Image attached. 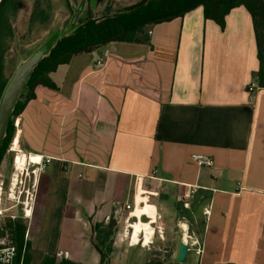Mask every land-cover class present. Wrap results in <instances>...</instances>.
Listing matches in <instances>:
<instances>
[{"label": "crops", "instance_id": "1", "mask_svg": "<svg viewBox=\"0 0 264 264\" xmlns=\"http://www.w3.org/2000/svg\"><path fill=\"white\" fill-rule=\"evenodd\" d=\"M258 69L244 6L224 28L199 6L58 66L56 89L37 86L19 115L22 151L52 159L27 218L32 264L46 255L100 264L94 228L114 218L123 230L136 188L135 223L154 235L142 215L166 228L186 220L200 264H264V88L256 80L250 91ZM147 197L155 204L140 205ZM118 244L110 264L125 255Z\"/></svg>", "mask_w": 264, "mask_h": 264}, {"label": "trees", "instance_id": "2", "mask_svg": "<svg viewBox=\"0 0 264 264\" xmlns=\"http://www.w3.org/2000/svg\"><path fill=\"white\" fill-rule=\"evenodd\" d=\"M199 6L204 8L205 18L215 21L222 28L225 27L226 16L231 10L240 6L248 10L253 19L259 60V69L255 76L259 87L264 88V0H143L115 13L89 15L83 20H78L69 34L60 38L54 36L46 56L34 68L12 111L0 148V166L15 137L13 118L19 116L28 102L35 98L34 90L37 86L56 89L50 74L56 71L58 66L68 64L76 55L94 52L112 42H134L149 25L182 17ZM27 230L28 222L22 217H6L0 223V238L9 237L17 247L15 264H32L26 243ZM94 230L100 246V264H110L114 245L112 238L117 231V221L111 218L106 225L97 224ZM41 264L78 263L65 259L57 263L54 256L46 255ZM146 264L165 263L160 259H152Z\"/></svg>", "mask_w": 264, "mask_h": 264}, {"label": "rangeland", "instance_id": "3", "mask_svg": "<svg viewBox=\"0 0 264 264\" xmlns=\"http://www.w3.org/2000/svg\"><path fill=\"white\" fill-rule=\"evenodd\" d=\"M80 1L81 0H25L21 3L24 8L19 12L17 21L14 22L16 25L15 32L9 34L10 39H8V34L5 35V43L3 44V61L0 75V103L5 87L19 64L31 56L52 36L60 38L70 33V21L73 17V11L79 5ZM142 1L143 0H106L105 3L102 4L100 0H89L88 6L83 11L80 19L83 20L89 15L101 16L106 13H115ZM41 8L45 10V23L39 24V22L36 21L30 26L27 23L29 13L34 9L37 15L38 10ZM16 164V154L11 152L9 148L0 166V185L3 184L1 200H3L5 206H9L15 202L18 203L16 200L18 199L19 187L22 186L21 179L26 181L24 184H28L29 177L26 172L21 174L16 170ZM10 193L13 196H9ZM24 195L21 201H26V195ZM11 197L12 201L9 199ZM155 202L154 199L150 200V204L154 205ZM10 214L22 217L24 221H27V218L24 216V207L22 204H19L12 211L7 213V215ZM142 217V221L147 223L148 218L145 216ZM182 222H186L188 225L186 220L175 218L173 225H169V227L166 228L161 224V219L159 218L158 224L163 226L162 232L159 233L156 231V234L152 236L153 238H151L150 244L147 246L143 244L131 246L129 240L121 243L119 241L118 249L119 251H124L125 255L123 256V254L121 255L118 253L117 264H146L152 259H160L165 264H200V256L197 255L194 250L190 252L185 262L179 263L176 260L179 240L183 238V231L181 229ZM188 228L189 233L190 227ZM122 234L123 230L117 227L116 234L112 238L114 245L117 243L118 239L121 238Z\"/></svg>", "mask_w": 264, "mask_h": 264}, {"label": "built area", "instance_id": "4", "mask_svg": "<svg viewBox=\"0 0 264 264\" xmlns=\"http://www.w3.org/2000/svg\"><path fill=\"white\" fill-rule=\"evenodd\" d=\"M153 31L151 29H149L147 31V35L150 36L152 35ZM110 57V50L108 48H105L102 52V54L100 55V57L98 58V60L96 61V65L98 67H103L106 63L107 60ZM256 78L254 79V81L252 82L251 86H250V91L254 90L256 88ZM13 125L15 127V137L14 140L11 144L10 147V151L14 152L16 154V163L19 159V155L23 154L24 152L22 151L19 142L16 144V139H17V135L20 132V116L14 117L13 118ZM26 155V154H25ZM35 157V156H33ZM37 158V160H34L32 158V156L28 155L27 158V162L23 168H21L20 166H18V163L16 164V170H18L21 174H24L26 172L27 176L29 177L28 179V184H24L26 181L24 179H21V183L22 186L19 187V192H18V199L13 204L9 205V206H5V204L3 203V200H1V195H2V190H3V184L0 185V223L1 221L6 218L7 216L15 219L17 216L10 214L7 215L8 212L12 211L15 207H17L19 204H22L24 207V216L25 218H30L32 215V204L34 203L35 199H36V192H37V185H38V180L40 178L41 173L44 171L46 165L48 163H50L52 161V159L47 158V159H42L40 157H35ZM192 159L199 165V166H205V167H210L213 165V159L209 156L206 155H193ZM27 179V178H26ZM147 192L143 191V196L145 197ZM26 195V201H21V198L23 197V195ZM24 195V196H25ZM137 195H138V188L135 189V193H134V201H133V205L127 204L125 206L126 210L129 211V213L127 214V217L124 220V228H123V234L121 236V238L118 239V241L120 242H125L129 240V244L132 246V236H133V225L135 222H138L141 218L133 215V211L136 208L137 205ZM9 196H13L11 193L9 194ZM15 197L17 198V196L15 195ZM14 197V198H15ZM148 201H141L140 205L145 206L146 203L150 204V197H147ZM12 201V197L9 198ZM185 207H188L189 204L188 203H184ZM132 210V211H131ZM148 218V223H150L154 229V234H156V231H158L159 233L162 232L163 226L158 224V215H157V219L155 223L153 222V219H151L148 215H142ZM141 216V217H142ZM184 220V219H183ZM182 223H186V222H182ZM187 224V223H186ZM182 231H183V235L185 236V234H188V230L189 228L185 231L182 227H181ZM154 236V235H153ZM144 234L140 235V242L137 243V245L140 244H144ZM153 238V237H151ZM186 241L190 247V249H196V253L197 255H200L202 253L201 248L199 246V242L195 239H193L191 236H188L186 238ZM136 245V246H137ZM17 247L16 245L13 243V241L9 238V237H3L0 238V264H15L16 258H17Z\"/></svg>", "mask_w": 264, "mask_h": 264}, {"label": "water", "instance_id": "5", "mask_svg": "<svg viewBox=\"0 0 264 264\" xmlns=\"http://www.w3.org/2000/svg\"><path fill=\"white\" fill-rule=\"evenodd\" d=\"M3 0H0V6ZM106 0H102L104 3ZM86 0H82L79 7L74 11L73 24L76 23L84 9ZM51 47V42L46 43L39 47L31 56L22 61L13 76L9 80L7 86L2 95L0 103V148L3 143L5 132L9 126L12 111L24 90V87L32 75L34 68L43 60L47 52ZM190 253V247L186 239L181 238L179 240L178 255L176 257L177 262L183 263L186 261Z\"/></svg>", "mask_w": 264, "mask_h": 264}, {"label": "flooded vegetation", "instance_id": "6", "mask_svg": "<svg viewBox=\"0 0 264 264\" xmlns=\"http://www.w3.org/2000/svg\"><path fill=\"white\" fill-rule=\"evenodd\" d=\"M25 0H3L0 6V75H1V69H2V50L4 47L5 43V35L8 34V39H10L9 34L15 32V21H17V17L19 12L24 8L21 3ZM82 1V0H81ZM79 2V5L81 3ZM92 1V0H91ZM102 3V0H100ZM89 0H86L84 9L82 10L81 15L83 14V11L85 8L88 6ZM105 3V2H104ZM103 4V3H102ZM79 5L74 9V11L79 7ZM74 11H73V17H74ZM80 15V16H81ZM73 17L71 19V27L76 24H73ZM80 19V17H79ZM78 19V20H79ZM36 21L39 22V24H44L45 23V10L43 8L38 10V14H35V10L32 9V11L29 13V17L27 18V23L31 26L33 25ZM78 22V21H77ZM54 39V36H52L48 41H45L44 43H49ZM44 45V44H43Z\"/></svg>", "mask_w": 264, "mask_h": 264}, {"label": "bare ground", "instance_id": "7", "mask_svg": "<svg viewBox=\"0 0 264 264\" xmlns=\"http://www.w3.org/2000/svg\"><path fill=\"white\" fill-rule=\"evenodd\" d=\"M16 144L18 143V139H16ZM27 158L28 156L25 155V153L19 155V159L17 161L18 166H20L21 168H23L26 165L27 162ZM32 158L34 160H37V158L33 157ZM145 224V223H144ZM181 227L186 231L188 229V225L186 223H182ZM133 236H132V244L135 243L137 245V243L140 242V236L139 235H143L142 232L145 231V238H144V244L143 245H148L150 244V239L151 236L153 235V230L149 225H143L142 223H135L133 225ZM139 236V237H138ZM189 235L186 233L185 236L183 235L184 239H186Z\"/></svg>", "mask_w": 264, "mask_h": 264}]
</instances>
